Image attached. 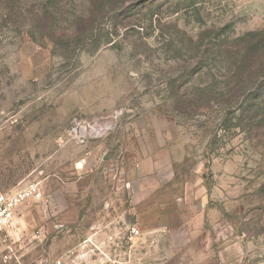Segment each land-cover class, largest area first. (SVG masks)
<instances>
[{
    "label": "rangeland",
    "instance_id": "374dc122",
    "mask_svg": "<svg viewBox=\"0 0 264 264\" xmlns=\"http://www.w3.org/2000/svg\"><path fill=\"white\" fill-rule=\"evenodd\" d=\"M140 2L114 45L75 61L0 22V193L34 188L0 264H264V98L241 129L218 115L237 39L264 33V0ZM205 92L224 94L193 111ZM154 196L169 223L152 233ZM102 229L100 253L84 241Z\"/></svg>",
    "mask_w": 264,
    "mask_h": 264
},
{
    "label": "trees",
    "instance_id": "16d2710c",
    "mask_svg": "<svg viewBox=\"0 0 264 264\" xmlns=\"http://www.w3.org/2000/svg\"><path fill=\"white\" fill-rule=\"evenodd\" d=\"M156 1L141 0L140 4L148 8ZM134 3L135 0H0V22L17 25L34 43L51 47L52 55L75 61L81 53L114 45L119 32L133 24L132 11L122 12ZM237 40L241 44L231 63L233 72L226 77L227 87L234 86L218 115L221 119L233 115L232 127L241 129L246 117L259 115L255 112L257 101L264 98V87L254 97L248 94L253 88L259 90L262 82L258 84V80L264 81V33H248ZM223 94L196 93L187 101L193 111L202 110L213 102L218 105ZM251 98L255 102L248 106L246 101ZM191 100L199 106L191 104Z\"/></svg>",
    "mask_w": 264,
    "mask_h": 264
},
{
    "label": "built area",
    "instance_id": "2783aa9c",
    "mask_svg": "<svg viewBox=\"0 0 264 264\" xmlns=\"http://www.w3.org/2000/svg\"><path fill=\"white\" fill-rule=\"evenodd\" d=\"M76 127H72L71 131L76 132ZM83 131L79 129V141H84ZM85 135V134H84ZM33 185H29L25 188L18 189L10 193H0V245L6 242V233L12 225L15 213L25 202H27L33 194ZM131 237H137L140 235V230L137 227H131L129 230ZM7 255L4 256V260H7ZM34 264H64L62 259H56L53 261L40 260Z\"/></svg>",
    "mask_w": 264,
    "mask_h": 264
},
{
    "label": "crops",
    "instance_id": "0c3cea01",
    "mask_svg": "<svg viewBox=\"0 0 264 264\" xmlns=\"http://www.w3.org/2000/svg\"><path fill=\"white\" fill-rule=\"evenodd\" d=\"M148 192H154V189L148 190ZM158 193H160L162 196L161 191ZM153 198L154 200L148 203L147 208L142 211V212H146V217H147L146 226L148 227L150 231H152V233L157 232L159 230H165L168 227V223H169L168 220H166L164 217L158 216L159 213H164L166 211V205H165L164 200H162L161 198H157L155 196ZM88 233H89L90 239H87L86 241H84V244L89 245V243L95 242L99 244V248H98L99 252L100 253L104 252L102 251L101 248L105 247L107 243V238H110L112 236L110 234L111 232L109 233L108 231L102 229V230H90ZM96 235L99 237H102L103 239L101 241L93 240L92 237ZM100 261L95 262L89 259V260L83 261L81 264H107L104 260H100ZM73 263H75V261Z\"/></svg>",
    "mask_w": 264,
    "mask_h": 264
}]
</instances>
